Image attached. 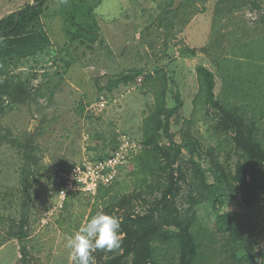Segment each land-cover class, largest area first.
Instances as JSON below:
<instances>
[{"label": "rangeland", "instance_id": "obj_1", "mask_svg": "<svg viewBox=\"0 0 264 264\" xmlns=\"http://www.w3.org/2000/svg\"><path fill=\"white\" fill-rule=\"evenodd\" d=\"M34 1L0 0V19ZM175 3L170 16L174 37L168 39L161 17ZM46 6L38 30L50 44L28 58L0 63V79L24 85L22 102L5 99L0 107V137L11 134L9 140L0 138V264H21V242L10 232L20 229L23 213L28 215L24 230L29 263L74 264L67 238L86 225L95 210L118 205L115 215L123 219L154 207L160 192L146 188V170L136 159L144 151V121L155 110L164 77L171 79L167 107L182 102L170 133L181 143L183 132L189 130L201 144L203 157L196 160L210 183L214 178L209 152L233 169L245 161L232 144L234 133L220 125L218 110L203 97L198 99V67L216 75L217 100L228 107L240 106L264 137V0H48ZM76 25L93 30L96 43L72 44L70 34L77 31ZM181 47L194 54H181ZM132 69L144 73L127 84L120 82ZM102 95L110 101L103 111L96 108ZM121 134L142 145V151L103 189L108 195L72 194L62 210H53L56 171L84 159L107 157L118 147ZM15 138L33 143L40 161L39 175L30 178L28 204L22 196L25 149L10 142ZM167 141L163 137L161 144ZM189 158L184 151L183 169ZM194 183L188 172L177 199L183 211L191 204ZM124 201L129 203L120 208ZM196 209L201 245L197 264H231L233 254L255 257L256 264L264 259V200L248 207L240 199L223 208V213L235 214L236 240L218 232L217 215L209 203ZM161 249V264H178L175 247Z\"/></svg>", "mask_w": 264, "mask_h": 264}, {"label": "trees", "instance_id": "obj_2", "mask_svg": "<svg viewBox=\"0 0 264 264\" xmlns=\"http://www.w3.org/2000/svg\"><path fill=\"white\" fill-rule=\"evenodd\" d=\"M47 2L48 0H35L33 4L0 19V63L6 58L16 57L20 60L28 58L50 44L49 37L38 30V25L47 10ZM174 12L172 6L167 7L161 17L168 39L174 37L172 33L174 22L170 18ZM76 26L77 31L70 34L72 44L92 46L96 43L98 35L93 30L81 25ZM180 52L183 55L194 54L184 47H181ZM197 71L200 84L198 99L203 97L207 105H211L221 114L220 125L234 133L232 144L245 163L240 161L233 169L220 162L213 152H209L214 178L213 183L209 182L206 171L196 160V156L203 157L201 144L192 137L189 130L183 132L181 143H176L170 133L171 120L181 108L182 102L178 100L176 107H167L166 98L171 79L164 77V87L161 93H157L155 110L144 121V151L136 159L146 170L144 177L146 188L151 193L160 192V197L155 198L154 207L143 215L128 213L123 219L118 217L123 236L121 247L111 251L98 249L93 253L94 257L98 258L95 264H161V258L164 256L161 246L166 245L176 248L178 264H197L201 253V245L195 230L198 224L197 206L209 203L217 215L218 232L236 240L238 226L235 214L223 213V208L240 199L248 207H253L264 200V137L259 134L257 122L240 106L228 107L217 100L216 75L212 71L203 66L198 67ZM143 73L144 70L132 69L122 76L120 82L127 84ZM147 78L153 79L149 74ZM23 86L12 79H0V107L2 108L5 99L14 100L15 103L22 102ZM9 135L10 132H7L0 138L9 140ZM163 137L168 140L167 144H161ZM10 142L25 149L22 196L24 203L28 204L30 178L40 173V161L35 153L36 146L30 141L25 142L16 138ZM184 151L190 155L185 169L182 161ZM188 172H192L195 183L189 199L191 204L183 211L179 208L177 199L183 189L182 183H187ZM103 189L106 188H101L97 194L103 195L102 198L105 194L108 195V192L103 193ZM135 198L139 199L140 195ZM143 202L147 205L150 203L146 199ZM128 203L129 201H124L119 206L124 208ZM117 206H108L103 212L116 216ZM27 217V213H23L20 218V229L10 232L12 238H18L21 242V264H30L28 248L25 245L28 236L24 230V225L28 222ZM232 257L231 264H256L255 257L240 258L235 254Z\"/></svg>", "mask_w": 264, "mask_h": 264}, {"label": "built area", "instance_id": "obj_3", "mask_svg": "<svg viewBox=\"0 0 264 264\" xmlns=\"http://www.w3.org/2000/svg\"><path fill=\"white\" fill-rule=\"evenodd\" d=\"M109 100L102 95L96 103L97 110L108 108ZM142 151V145L130 136L121 134L118 147L102 159H84L83 162L55 173L57 192L53 210H62L72 194L96 196L101 188L110 187L118 178L120 170ZM52 209L50 212L53 211Z\"/></svg>", "mask_w": 264, "mask_h": 264}, {"label": "clouds", "instance_id": "obj_4", "mask_svg": "<svg viewBox=\"0 0 264 264\" xmlns=\"http://www.w3.org/2000/svg\"><path fill=\"white\" fill-rule=\"evenodd\" d=\"M120 219L98 211L86 225L67 238L66 246L71 249L74 264H95L93 255L98 249L113 250L121 247L122 233ZM264 264V259L259 261Z\"/></svg>", "mask_w": 264, "mask_h": 264}, {"label": "water", "instance_id": "obj_5", "mask_svg": "<svg viewBox=\"0 0 264 264\" xmlns=\"http://www.w3.org/2000/svg\"><path fill=\"white\" fill-rule=\"evenodd\" d=\"M176 5H177V3H175V5H174L173 9H175V8H176Z\"/></svg>", "mask_w": 264, "mask_h": 264}]
</instances>
